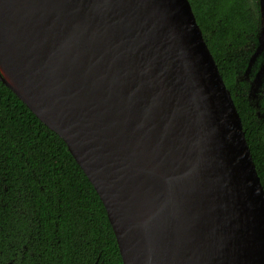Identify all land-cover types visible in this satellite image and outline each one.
<instances>
[{"label": "water", "instance_id": "obj_1", "mask_svg": "<svg viewBox=\"0 0 264 264\" xmlns=\"http://www.w3.org/2000/svg\"><path fill=\"white\" fill-rule=\"evenodd\" d=\"M0 79L66 144L122 264H264V188L189 0H0Z\"/></svg>", "mask_w": 264, "mask_h": 264}, {"label": "trees", "instance_id": "obj_2", "mask_svg": "<svg viewBox=\"0 0 264 264\" xmlns=\"http://www.w3.org/2000/svg\"><path fill=\"white\" fill-rule=\"evenodd\" d=\"M264 188V123L236 82L255 0H189ZM122 264L106 210L57 133L0 79V263ZM20 257H22L20 259Z\"/></svg>", "mask_w": 264, "mask_h": 264}, {"label": "flooded vegetation", "instance_id": "obj_3", "mask_svg": "<svg viewBox=\"0 0 264 264\" xmlns=\"http://www.w3.org/2000/svg\"><path fill=\"white\" fill-rule=\"evenodd\" d=\"M256 5L250 9L254 18L255 30L247 35L244 51L237 52L242 59H236V82L241 81L242 94L253 108L258 122L264 123V0H255ZM244 69V74L242 70ZM249 90L248 94L246 93ZM22 257H20L21 259ZM15 256L0 264H17Z\"/></svg>", "mask_w": 264, "mask_h": 264}, {"label": "bare ground", "instance_id": "obj_4", "mask_svg": "<svg viewBox=\"0 0 264 264\" xmlns=\"http://www.w3.org/2000/svg\"><path fill=\"white\" fill-rule=\"evenodd\" d=\"M1 67H2L3 69H5L4 66L1 65ZM5 70H6V69H5ZM5 74H6V73H5ZM6 76H7L8 80H9L10 82L15 83V81L13 80V78H12L9 74H6Z\"/></svg>", "mask_w": 264, "mask_h": 264}, {"label": "rangeland", "instance_id": "obj_5", "mask_svg": "<svg viewBox=\"0 0 264 264\" xmlns=\"http://www.w3.org/2000/svg\"><path fill=\"white\" fill-rule=\"evenodd\" d=\"M241 51H244V49L241 50ZM242 74H244V69L242 70ZM249 90H250V89L247 90V92H246L247 94H248Z\"/></svg>", "mask_w": 264, "mask_h": 264}]
</instances>
